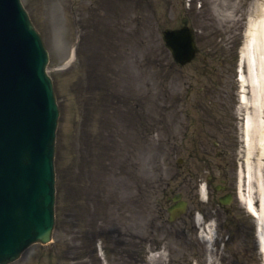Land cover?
<instances>
[{
    "label": "rangeland",
    "instance_id": "rangeland-1",
    "mask_svg": "<svg viewBox=\"0 0 264 264\" xmlns=\"http://www.w3.org/2000/svg\"><path fill=\"white\" fill-rule=\"evenodd\" d=\"M22 1L49 52L59 106L56 222L50 243L12 264H262L254 217L238 200L221 205L215 190L223 178L235 187L244 162L227 5L217 13L202 10L204 0H86L97 14L78 8L72 17L58 2L48 10L63 16L54 29L39 0ZM184 23L199 54L181 67L162 32ZM172 191L189 206L169 221ZM198 212L214 240L201 236Z\"/></svg>",
    "mask_w": 264,
    "mask_h": 264
},
{
    "label": "water",
    "instance_id": "water-1",
    "mask_svg": "<svg viewBox=\"0 0 264 264\" xmlns=\"http://www.w3.org/2000/svg\"><path fill=\"white\" fill-rule=\"evenodd\" d=\"M164 37L178 62L193 59L188 27L167 29ZM47 63L48 52L21 1L0 0V264L52 238L59 109ZM185 208V201L175 207Z\"/></svg>",
    "mask_w": 264,
    "mask_h": 264
},
{
    "label": "bare ground",
    "instance_id": "bare-ground-1",
    "mask_svg": "<svg viewBox=\"0 0 264 264\" xmlns=\"http://www.w3.org/2000/svg\"><path fill=\"white\" fill-rule=\"evenodd\" d=\"M74 1L39 0L37 9L41 15L43 13L47 16L43 20L47 27L55 29V24L61 22L63 16L61 12L54 16L49 15L48 10L53 9V5L58 2H62L66 8L69 6V15L73 17ZM208 6L214 7L211 3ZM246 26L240 57L241 65L244 64L247 69L243 71L244 74L239 71L240 75L237 77L241 87L240 107L244 111L242 130L244 162L238 172L237 190L240 201L255 218L257 239L264 258V0H249ZM72 57H74V49L66 65L72 61ZM200 193L203 197L206 196L205 186L200 188ZM258 202H260L259 206L256 207L255 203ZM195 221L202 222V216L200 214L195 216Z\"/></svg>",
    "mask_w": 264,
    "mask_h": 264
},
{
    "label": "flooded vegetation",
    "instance_id": "flooded-vegetation-1",
    "mask_svg": "<svg viewBox=\"0 0 264 264\" xmlns=\"http://www.w3.org/2000/svg\"><path fill=\"white\" fill-rule=\"evenodd\" d=\"M204 3V7L202 8V10L205 9V7L208 5L207 0L203 1ZM225 4L227 5L226 7H224V13L225 14H229L232 16V19L234 18L237 21V25L239 26V30L242 31L243 27H244V23H246L247 21V16H248V5H249V0H214L213 1V5L215 7L214 11H217V13L222 12L223 8L222 6L218 7L219 5ZM104 7V5H103ZM78 8H81L82 10H86V8L88 9L89 15H96L99 9V6L97 4H95L94 2L92 3H87L86 0H75L74 4H72V9L75 13V10ZM231 13V14H230ZM77 17V16H76ZM240 41V38H239ZM220 183L222 185H224L225 187L222 188L223 192L222 195L225 194H229L231 193L232 196V202L229 206H235V199H237V195L234 192V190H232L228 184L227 179H221ZM216 188V187H215ZM169 196H167L168 198ZM237 197V198H236ZM174 202H172L171 200H168V205H173ZM168 209V206H167ZM179 218V217H178Z\"/></svg>",
    "mask_w": 264,
    "mask_h": 264
}]
</instances>
